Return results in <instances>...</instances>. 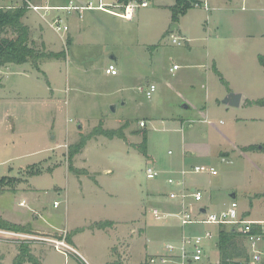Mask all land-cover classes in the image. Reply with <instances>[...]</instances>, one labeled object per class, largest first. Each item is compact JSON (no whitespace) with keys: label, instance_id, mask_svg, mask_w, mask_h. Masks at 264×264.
<instances>
[{"label":"rangeland","instance_id":"obj_1","mask_svg":"<svg viewBox=\"0 0 264 264\" xmlns=\"http://www.w3.org/2000/svg\"><path fill=\"white\" fill-rule=\"evenodd\" d=\"M22 1L0 0V7ZM142 1L120 0L123 6L116 10L106 4L115 15L129 5H135L132 15L139 8L127 22L103 11H85L81 20L89 30L75 45L69 26L61 37L49 29L52 50L62 54L58 60L0 68V178L11 180L0 192V212L14 220L23 214L48 221L55 216L59 227L63 220L88 225L86 230L102 227L95 239L85 233L78 238L81 247L74 246L87 264H161L150 259L169 255V240L159 232L167 217L156 219L153 211L162 216L164 210L175 211L163 192L168 198L179 187L165 178L147 179L144 172L148 166L169 169L183 148L199 152L196 159L188 156L186 170L205 166L218 174L179 173L189 192L207 190L209 213L229 206L233 186L239 218L264 221V152H255L259 159L255 153L242 158L235 148L255 143L254 152L264 144V105L256 103L264 99V0H192L187 14L179 15L190 47L185 40L181 46L172 44L169 34L158 37L169 17L154 6L170 0H147L146 8L139 7ZM111 57H117L124 79L105 74ZM23 70L33 74L23 75ZM150 85L156 90L148 100L140 89ZM99 129L122 137L95 135ZM82 140L83 147L73 153ZM94 220L99 223L89 222ZM197 228V234L212 230L204 245L214 247L216 226ZM63 232L30 235L60 239ZM21 243L15 236L0 237L4 253H15ZM34 244L28 239L29 248ZM44 246L53 252L48 243ZM260 251L262 263L264 244ZM206 253L209 259L195 264H211L214 255ZM53 255L64 264L62 255ZM69 264L83 263L69 257Z\"/></svg>","mask_w":264,"mask_h":264},{"label":"crops","instance_id":"obj_2","mask_svg":"<svg viewBox=\"0 0 264 264\" xmlns=\"http://www.w3.org/2000/svg\"><path fill=\"white\" fill-rule=\"evenodd\" d=\"M29 1L34 2V4H39L40 5V4H43V2L45 0H29ZM69 1H74V2H76L78 4H87L89 2H94L95 4L102 3V4H105V5L106 4H110V5L112 4L114 6L113 8L115 10H116L117 7L120 9V7L123 6V3H121L120 0H53L52 1V5L53 6H63V5H65ZM145 1L147 2V0H145ZM169 2L170 3L157 4V5L154 6L156 9H159V10L160 9H165L167 11L168 17H169V20L167 21V23H165V26L162 27V28H160L158 37L159 38H162L164 36H168V34H169V37H170V35H174L176 37H180L183 40H185L186 41V45L188 47H190L189 42H188L189 39L184 34V29H183V26H182V24L180 22L179 17H178V19L176 21H174L172 19V11H171V8L174 7V5L176 3V0H170ZM204 2H206V0H204ZM21 3H23V1ZM15 4H19V2L17 1ZM142 8H146V7H142ZM138 9L139 8H137L135 10V12L133 13L132 17H134V15H135V13L137 12ZM90 11L91 12H94V11H99V10H90ZM104 13H106L108 15H111L113 17H117L112 12H104ZM185 14H187V13H185ZM52 15H59L60 17H62V18L65 19V22L67 24V27L69 26L68 34L70 35V38H71V45H73V44L75 45V44H78L79 42H82L83 37L86 36V33L89 30L88 25L86 26L84 24V22L81 20L82 17L79 18L77 14H67V13L61 12V11L60 12H56L55 14L52 13ZM181 16H184V14L181 15ZM124 21L127 22V20H124ZM21 22L23 23V25H25L28 28L29 46L30 47H33V48H35L37 50H40V51H44L46 53L60 54V53H57L56 51H53L52 50V48H53L52 43L54 42V40L47 34L48 31H50V30L54 34H56V33L52 29H50L49 26L44 21L41 20V18L39 17L38 14H36V13H34L32 11L26 10V13L22 17ZM173 22H175V23H173ZM172 24L173 25L175 24L177 26V29L174 30L173 32H171L170 29H169ZM65 34L66 33H63L61 35H58V34H56V35L58 37H61L62 35H65ZM51 51H53V52H51ZM60 58H58V59H60ZM27 63L20 64V65L22 66V65H25ZM111 63H113L115 65V69L117 70V74L114 75V76L108 75L106 73L105 74L108 77L111 76L113 78H117V80H119V78L120 79H124L123 77H125V76H123L121 74V71H120V68H119V65H118L117 57H111ZM10 65H12V64H10ZM108 65H107V67H108ZM107 67H105V68H107ZM9 69H10V67L6 68V73L9 72ZM35 70L40 71L39 69H36V68H35ZM169 71L171 72L172 69H170ZM21 74H23V75L28 74V76H30L31 74H33V72L32 71H30V72L25 71L24 72V70H23ZM133 79H136V81H135L134 84L139 83V79L140 78L133 77ZM141 80H143V79H141ZM120 84H123V83H120ZM150 84H152V83H150ZM119 87H121V89H122L123 88V85H119ZM146 87H149V86H145V88ZM137 88H139V87H137ZM122 101H123L122 102V105L123 106H124V104H127V100L126 101L125 100H122ZM184 108L187 109L188 107L184 106ZM151 114H152V110H150V115ZM206 116H207V109H205V111H204V119L207 118ZM142 120L145 123V128H146V126H147L146 119H142ZM233 120L235 122H237V120H240V119L238 117L234 116ZM184 122L185 121L181 120V123H184ZM187 122H189V121H187ZM145 128H143V129H145ZM221 137L223 139H225V140H229V137L226 136V133L225 134L224 133H221ZM53 138L54 137H52L51 139H53ZM252 145H255V143L247 144L245 146L236 145L235 148L236 147L237 148L239 147L238 153H239V155L242 158H248L249 157L248 155L250 153L261 152L260 150L259 151H254V152L252 151L251 152L250 150H246L245 149L248 146H252ZM51 147H48L45 151H48ZM188 152L189 151H187L185 148H183L182 149V157L180 159H177L176 161H174L172 163V165H169L168 166L169 169L164 168L163 172H159L158 171L159 172L158 178H161V179L165 178L164 181L166 183H167V179H169V178H175L176 177V179L179 180V178H180L179 173L181 174V169H184V170L187 169L186 168L187 167L186 163L188 161V158L190 157L189 160H193V157H195V159L199 157V155H198L199 152H197V151L196 152H193L192 151L193 153L192 152H189L188 153ZM257 155H259V154H256L255 153L254 157H256V158L261 157L260 155L259 156H257ZM189 167H191V166H189ZM172 176H174V177H172ZM208 176L211 177V175H209V174H208ZM181 179H183V178L181 177ZM207 184L209 185L208 190L210 191V188H211V185L212 184H211V181L209 179H208V183ZM184 186H185V183H184ZM185 187L188 190V187L187 186H185ZM190 189H191V191L198 190L203 195V199L200 202L201 203L200 205H199V203H197V204L194 203L190 199L191 200V202H190V209H192V210L195 211V210H197L199 208L201 210V213L198 214V215H197L196 212L193 211L194 212L193 215L195 216V218H200L201 215H203L205 211L208 212V205L210 203V198H208L206 196V191L207 190H205L203 187L190 188ZM235 189H236V187L230 186V192H232L231 193L232 201H235L236 202L235 195H234V191H236ZM158 190H161V189H158ZM153 191H155V190H152V192ZM163 195H164V200H166V203H168V205L172 209L175 208V211H173V212H171V211H165V210L162 211V214L163 215H166L167 218L165 217L166 219H164V221L162 223L163 227L160 229L159 232H160V235H162L163 237H165L166 239L169 240V241H167L168 244H173L175 247H178L179 246L180 239L182 237V234L189 235V236L195 235L199 231V229L197 228V226H200V225H188L185 228H182L180 226L179 220H178V218L176 216V214L178 213L179 208H180L179 202H177V201H171V200H169V198H166V193L165 192H163ZM18 205L21 206L20 203ZM237 212H238V207H237ZM238 216H239V213H238ZM1 217H2L3 220H5V221H7V222H9L11 224L27 227L28 228L27 231H26L27 234L26 233H23V234L28 235V236H31V237H32V235H30V234H37L38 233V234L52 236L51 234L54 233L55 231L61 232V230H62L64 232H66V233L68 232L69 235H67L66 240L68 242V245H70L71 247H73L74 250H75V252H76V254H68V255H69V257H73L75 260H77L78 262L83 263V264L86 263L85 259L78 253V251L75 249L76 247H74V246H77V245L81 247V244H77L78 243V240H79L78 239L79 236L86 233V235H89L92 238H94V237L99 236V233L101 232L100 229H102V227H100V228L98 227L97 229H94V231H92L91 229L86 230L87 229L86 227H89L88 225H84V226H82V225H73V226H70L64 220H63V227L62 226L59 227V226H57V223H56L57 220H56V217L55 216H52L51 221H48L47 218H46L47 220L46 219L44 220L42 218V216H40L39 214L37 216H34V218H32L33 220L32 219H29V217H27L25 214L21 215L20 217H17L14 220V219H11V218H7L5 215H3V213L0 212V218ZM253 221L260 222V223H264V221H261V220H253ZM89 222H92V223L93 222H97V223H99V221H97V220L89 221ZM220 227L221 226H216L217 233H218V229ZM227 228H229V227H227ZM209 230H211V229H209ZM210 232L212 234V230ZM44 239L46 240V239H53V238L52 237L51 238H42V237H37V236L32 237L31 241L33 243H35V244L33 246H31V248H30L31 254L36 259H38L41 264H57L56 257L53 255V253L56 254V255H60V256L62 255L64 257L63 258L64 259V264H69V257L68 256H64L63 254L57 252L56 250H53V252H52L50 249H47L44 246V243H47ZM204 242H203V256H202L201 261L205 257H207L209 259V254L206 253V249H208L210 255H212V257L214 255V258H212V260H211V264H218L219 257H218L217 243H216V245L214 247L213 246L212 247H208V246L204 245ZM242 243H243V246H244L246 252H248L249 258L251 259L252 250H251V248H250L247 240L245 238H243L242 239ZM263 244H264V240H262L258 244V246H257V249H258V252H259L260 255H261L260 249H261V247H262ZM49 246H51V245L49 244ZM214 249H215V252H214ZM16 254H17V248L15 249V253H11V252L10 253L9 252L8 253H4L2 251V249L0 248V264H9L10 262H12L13 258L16 256ZM169 258H170V261L167 264H179V262H180L179 259L180 258H179V252H178V250H175V252H173L170 255ZM200 262H197V263H200ZM189 264H195V263H189Z\"/></svg>","mask_w":264,"mask_h":264},{"label":"built area","instance_id":"obj_3","mask_svg":"<svg viewBox=\"0 0 264 264\" xmlns=\"http://www.w3.org/2000/svg\"><path fill=\"white\" fill-rule=\"evenodd\" d=\"M52 1L53 0H45L43 4L39 5L34 4L29 0H23V3L21 5L12 8L23 7L28 11H32L38 14L41 20L44 21L49 26V28L52 29L58 35L66 33L68 27L65 22V19L60 17L59 15H52L51 18L46 19V16H49L54 11H61L67 14H77L79 18L82 17L85 11L90 10L110 12L106 9V5L102 3H98L96 6H94L92 2H89L87 4H78L74 1H69L68 4H65L63 6H53ZM147 5L148 4L146 1H142L139 7H147ZM134 6L135 5L127 6L124 14L116 16L125 20H129L132 16V10ZM170 37L172 44L177 46L182 45V38L176 37L174 35ZM105 73L112 76L116 75L117 70L115 69V65L113 63L109 64L108 67L105 69ZM155 90L156 88L154 85H150L146 89H140V91L148 100L151 99L152 94L155 92ZM140 126L144 127V123L140 122ZM187 173L209 174L211 176L217 175V172L213 167L207 168L205 166H193L189 170H181V175H185ZM144 174L147 179L152 180L158 178L159 172L153 166H148L145 168ZM167 183L169 185H175L179 187V190L177 192L171 191L168 195V198L169 200L177 201L180 204V208L176 216L182 228H185L188 225H215L233 228L237 233L245 237L252 250V256L249 264L260 263V254L258 252L257 246L262 240H264V223L240 219L237 212L238 205L235 201H231L229 206L225 210H222L217 213H209L205 211L200 218H195V216L193 215V210L190 209V204H187V200L191 199L196 204L200 203L203 199L202 193L198 190H193L189 192L184 186V182L182 180H174L173 178H169L167 179ZM20 205L23 204L21 203ZM57 205V202H54L53 206L56 207ZM195 212L198 215L201 213V210L198 208L197 210H195ZM153 216L156 219L166 217V215H160L156 210L153 211ZM63 233V237H61L60 239L44 240L49 243L54 248V250L63 254L64 256H68V254H76L75 250L70 245H68L65 240L66 232ZM1 236H15L18 242H24L28 241V239H32V237L28 235L0 229V237ZM210 238V231H205L203 234H195L192 236L182 234L178 247H175L173 244H167L165 249L169 255L175 252V250H178L180 258L179 264L197 263L201 261L203 256L204 240H209ZM169 255H160L155 258H151L150 263H155L156 261H158L161 264H167L170 261Z\"/></svg>","mask_w":264,"mask_h":264},{"label":"trees","instance_id":"obj_4","mask_svg":"<svg viewBox=\"0 0 264 264\" xmlns=\"http://www.w3.org/2000/svg\"><path fill=\"white\" fill-rule=\"evenodd\" d=\"M176 8L172 7V19L176 21L179 15L185 14L192 7V0H176ZM25 8H1L0 7V68L9 64L20 65L27 62H41L50 59H58L62 55L46 53L29 46L28 28L21 22L22 17L25 15ZM8 31L11 37L8 36ZM263 64V63H262ZM257 105H264V99L258 100ZM256 105V104H255ZM125 126V125H124ZM123 126V127H124ZM95 135H103L108 138L122 137L112 130H96ZM85 140V139H84ZM84 140H82L73 153L83 147ZM145 133L142 136V153H145ZM260 150L264 152V144L260 145ZM246 150L253 149V146H248ZM72 155L70 154V157ZM70 166V161L68 163ZM11 180L8 178H0V192L5 186H9ZM0 229L12 232H25V226L11 224L0 218ZM244 236L237 233L233 228L221 226L217 233V250H218V264H249L250 258L246 252L242 239ZM28 241L22 242L17 246V254L13 258L11 264H41L30 251L27 245ZM25 243V244H24ZM259 264H264L259 263Z\"/></svg>","mask_w":264,"mask_h":264},{"label":"water","instance_id":"obj_5","mask_svg":"<svg viewBox=\"0 0 264 264\" xmlns=\"http://www.w3.org/2000/svg\"><path fill=\"white\" fill-rule=\"evenodd\" d=\"M176 29H177V26L174 24V25L172 26V28L170 29V31L173 32V31L176 30ZM235 105H238L237 102L235 103ZM258 149H261V146H258Z\"/></svg>","mask_w":264,"mask_h":264}]
</instances>
